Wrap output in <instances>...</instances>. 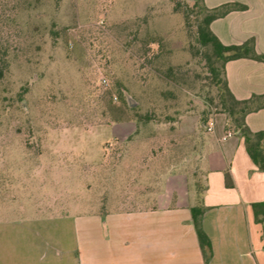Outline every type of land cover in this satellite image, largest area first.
Masks as SVG:
<instances>
[{
  "label": "rangeland",
  "instance_id": "obj_1",
  "mask_svg": "<svg viewBox=\"0 0 264 264\" xmlns=\"http://www.w3.org/2000/svg\"><path fill=\"white\" fill-rule=\"evenodd\" d=\"M201 5L0 0V232L48 213L137 206L152 170L202 173L211 138L232 128L186 15ZM149 38L159 40L153 63ZM129 122L139 128L131 135Z\"/></svg>",
  "mask_w": 264,
  "mask_h": 264
},
{
  "label": "crops",
  "instance_id": "obj_2",
  "mask_svg": "<svg viewBox=\"0 0 264 264\" xmlns=\"http://www.w3.org/2000/svg\"><path fill=\"white\" fill-rule=\"evenodd\" d=\"M227 2L247 9L213 20V32L226 45L254 38L257 52L264 53V0H204L209 8ZM226 77L238 99L264 95V61L229 60ZM246 122L254 132L264 130V107L249 112ZM131 124L123 130L128 135L139 129ZM205 150L199 176L170 167L154 177L152 170L151 189L136 196L137 206L48 213L9 225L0 232V264H264V221L256 222L252 206L264 201V171L235 131H216ZM199 202L213 246L209 262L192 219Z\"/></svg>",
  "mask_w": 264,
  "mask_h": 264
},
{
  "label": "trees",
  "instance_id": "obj_3",
  "mask_svg": "<svg viewBox=\"0 0 264 264\" xmlns=\"http://www.w3.org/2000/svg\"><path fill=\"white\" fill-rule=\"evenodd\" d=\"M201 8L187 11L188 17L195 15L196 17V46L200 51L209 55L208 70L213 75V84L217 88V97L221 110L226 113L231 120L232 131L237 132L244 137L245 144L249 155L254 163L264 171V130L254 132L246 122V115L251 112L264 107V95H253L249 99H238L229 88L226 77V63L229 60L248 57L256 60L264 61V53H259L255 47V39L250 38L241 44L226 45L221 42L218 36L211 29L213 20L225 16L233 10H245L247 5L239 2H227L214 8H209L205 5L204 0H201ZM153 43L159 44L157 38H149L144 41L143 55L145 59L153 63L154 59L159 60L160 52H151L150 45ZM181 67L170 66L168 69V76L178 80L182 74ZM120 100L124 103L125 96L120 92ZM113 101V99L111 98ZM129 107V106H128ZM131 108V107H130ZM142 120H153L152 112H146L141 116ZM227 174V180L229 179ZM227 184L231 185L230 181ZM256 222L264 221V201L254 202L252 204ZM204 208L199 202L192 207V219L199 239V244L203 253L205 262H209L213 256V246L210 237L206 233L202 224V215Z\"/></svg>",
  "mask_w": 264,
  "mask_h": 264
},
{
  "label": "built area",
  "instance_id": "obj_4",
  "mask_svg": "<svg viewBox=\"0 0 264 264\" xmlns=\"http://www.w3.org/2000/svg\"><path fill=\"white\" fill-rule=\"evenodd\" d=\"M102 83H103V84H106V83H107V79H106V78H103V79H102ZM210 128H212V127H210ZM229 135H230V134H229Z\"/></svg>",
  "mask_w": 264,
  "mask_h": 264
}]
</instances>
